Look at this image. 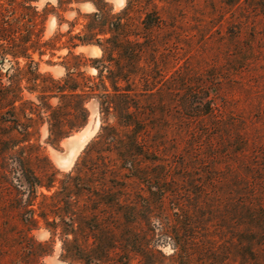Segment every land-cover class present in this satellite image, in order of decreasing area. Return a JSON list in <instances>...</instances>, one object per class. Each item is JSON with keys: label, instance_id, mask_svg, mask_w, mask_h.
<instances>
[{"label": "rangeland", "instance_id": "1", "mask_svg": "<svg viewBox=\"0 0 264 264\" xmlns=\"http://www.w3.org/2000/svg\"><path fill=\"white\" fill-rule=\"evenodd\" d=\"M62 1L35 2L41 41L61 50L4 58L0 41V85L18 93L0 102V264H240L182 263L162 227L176 224L175 192L191 206L217 196L198 213L203 223L215 224L224 205L229 147L211 121L192 134L179 121L189 91L219 94L264 149V32L256 54L238 62L250 41L229 22L241 0H127L119 9L115 0ZM95 13L107 19L98 21L104 49L69 54L70 27L88 35ZM103 93L115 111L102 112ZM78 136L62 168L56 157Z\"/></svg>", "mask_w": 264, "mask_h": 264}, {"label": "trees", "instance_id": "2", "mask_svg": "<svg viewBox=\"0 0 264 264\" xmlns=\"http://www.w3.org/2000/svg\"><path fill=\"white\" fill-rule=\"evenodd\" d=\"M36 1L30 0V2ZM58 1L59 4H64L62 0ZM25 8L32 12L34 18V45L36 47L49 45L50 41H41L44 26L36 22L38 8L36 6H25ZM241 8V15L236 17L238 19L229 21L230 24L235 23L239 26L238 36L243 34L250 37V41H247L244 49L238 51L239 55L235 60L238 62L244 61L243 59L249 54L255 55L254 42L262 41L260 37L264 32V0H241L239 9ZM6 10L9 11L12 8L8 9L0 3V41L8 42L7 44H1L3 53L8 52L6 55L3 54L2 57L5 58L11 55L15 59L27 58L26 51L28 48L16 40V34L21 33L18 20L13 14H7ZM92 15L91 17L94 18L93 21H96V23L89 24L88 35L73 37L74 39L77 38L79 43L72 45V48L93 45L104 49L103 41L100 40L101 32L104 33V31L99 27L98 21H102V24H104L107 19L100 13ZM112 25L114 26V24ZM118 27L120 28V26ZM115 43L117 42L114 40L113 44ZM127 45L125 47L123 45V53L127 57H132V50ZM4 58H1L2 62L5 60ZM109 58L111 59V57ZM211 85L214 86V83L212 82ZM94 86L98 87V84ZM204 90L205 86H200L199 89L189 91L190 93L183 97L179 109V121L189 128L187 132L190 134L196 129V126L203 127L201 124L206 120L211 121L213 127L218 130L217 134L224 139L223 146L228 145L229 147L226 154L229 160V163H227V186L222 193L224 205H222L221 217L220 219L216 218L214 224L212 220L203 223L198 216L202 206H205L207 201L210 200V193H205V201H197L196 206H191V203H189L190 196L185 197L182 193L177 195L175 192L179 199V202L174 205L177 209L175 212L176 224L163 226V236L172 241L174 255L180 257L182 263H185V260H194L192 256L197 255L200 259L206 257L207 260L212 262H217V258L220 257L222 263L240 260V264H264V149L257 147L256 142L250 137L246 121L242 122V119L233 112L228 111L227 103L223 101L224 98L221 99L219 94L211 95L210 91L205 93V96L203 95ZM105 93L102 94L103 99L97 95V98H99L98 104L102 112L110 113L111 110L115 111V103L110 101V97H105ZM8 94L18 95L16 88L7 89L0 85V102L12 103L14 100L9 98ZM201 96L204 100L203 107L194 105L193 102H195L196 97L201 99ZM218 99L222 100L221 104L218 103ZM82 102V110L86 111V101ZM199 104L202 103L199 102ZM238 122L241 124V128L240 131L233 134V137L230 132L235 129ZM24 178L25 181H28L27 177ZM215 198L217 196L214 194L211 199ZM208 207V214L214 216L217 207H211L210 205ZM210 222L211 225H209ZM159 253L163 254L160 250Z\"/></svg>", "mask_w": 264, "mask_h": 264}, {"label": "flooded vegetation", "instance_id": "3", "mask_svg": "<svg viewBox=\"0 0 264 264\" xmlns=\"http://www.w3.org/2000/svg\"><path fill=\"white\" fill-rule=\"evenodd\" d=\"M1 4H4L8 9L12 10H6L7 14H13L17 20H18V26L21 29V33H17L16 37H17V42L20 44H23L24 46H26L28 48V50L26 51V53L29 55L30 52H35L40 51L41 55H43L42 52H56L57 50H61L58 47L60 46L59 44V40L56 41H50L51 43L49 45H45L43 47H36L34 45L35 42V36L33 33V28H34V18L32 15V12L30 10H27L25 8V6H32L35 7V2H30V0H0ZM28 11V12H27ZM4 12V11H3ZM77 24L75 26H71L70 27V38L68 39V41H65V43L62 45L67 46L68 50H69V54H72L74 49H77L78 47H86V46H78L76 48H72V45L79 43V40L76 38L74 39V36L77 37H81L83 36L82 34H75L74 30L76 29ZM62 37V36H61ZM73 38V39H71ZM1 43L7 44L8 42L6 41H1ZM31 59V55L27 56L26 59ZM20 59V58H19ZM66 70L68 73H70V69H68L66 67ZM63 93V96H68L69 92H67V90H62L61 91ZM72 93H75L76 90L71 89ZM65 98V97H64ZM68 107V106H67ZM75 127V126H74ZM63 136V137H62ZM60 138L62 137V139H64L66 136L64 134H61L59 136Z\"/></svg>", "mask_w": 264, "mask_h": 264}, {"label": "bare ground", "instance_id": "4", "mask_svg": "<svg viewBox=\"0 0 264 264\" xmlns=\"http://www.w3.org/2000/svg\"><path fill=\"white\" fill-rule=\"evenodd\" d=\"M83 50H85L86 52H93L94 50H97V48L89 46V47L84 48ZM82 137L83 136H78L75 140L70 142L71 144H70V146L68 148V153L66 155L57 156L56 157L57 163L62 168H68L71 165V163H72V161H73V159L75 157V154L78 152V150L82 146V143L80 141V139Z\"/></svg>", "mask_w": 264, "mask_h": 264}, {"label": "clouds", "instance_id": "5", "mask_svg": "<svg viewBox=\"0 0 264 264\" xmlns=\"http://www.w3.org/2000/svg\"><path fill=\"white\" fill-rule=\"evenodd\" d=\"M117 8H123L127 4V0H115Z\"/></svg>", "mask_w": 264, "mask_h": 264}]
</instances>
